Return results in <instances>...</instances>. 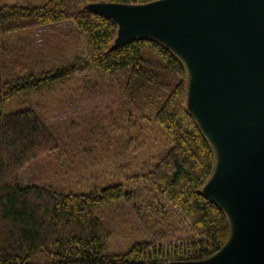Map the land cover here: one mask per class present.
Instances as JSON below:
<instances>
[{
    "label": "trees",
    "instance_id": "trees-1",
    "mask_svg": "<svg viewBox=\"0 0 264 264\" xmlns=\"http://www.w3.org/2000/svg\"><path fill=\"white\" fill-rule=\"evenodd\" d=\"M154 1L0 0V264L199 262L228 242L226 215L202 192L215 155L187 110L183 62L151 37L113 47L118 25L87 9L97 3ZM63 23L72 27L60 39L52 37ZM36 31L46 39L41 47L34 43ZM58 47V54L69 49L74 58L54 66L47 53ZM90 69L109 79L119 96L116 114L106 119L118 131L124 151L150 157L138 171L119 168L118 181L87 193H66L50 184L22 186L19 177L29 165L61 146L65 151L68 136L55 130L83 129L76 123L67 129L50 125L30 108L5 113V102ZM119 202L134 203L136 218L152 241L106 253L111 231L97 212ZM156 241L169 244L154 246Z\"/></svg>",
    "mask_w": 264,
    "mask_h": 264
},
{
    "label": "water",
    "instance_id": "water-1",
    "mask_svg": "<svg viewBox=\"0 0 264 264\" xmlns=\"http://www.w3.org/2000/svg\"><path fill=\"white\" fill-rule=\"evenodd\" d=\"M87 9L118 25L113 47L151 37L190 71V106L199 123L190 115L218 154L205 195L226 215L231 236L207 260L174 264H264V0Z\"/></svg>",
    "mask_w": 264,
    "mask_h": 264
},
{
    "label": "rangeland",
    "instance_id": "rangeland-1",
    "mask_svg": "<svg viewBox=\"0 0 264 264\" xmlns=\"http://www.w3.org/2000/svg\"><path fill=\"white\" fill-rule=\"evenodd\" d=\"M61 26V29L53 32L52 37L59 38L72 27L69 23H63ZM41 33L42 31L35 33L36 47H41L46 42ZM64 43L66 44L68 41ZM58 48L47 53L49 61L53 62L54 66L68 63L74 58L70 56L69 49L58 54V50H60ZM172 52L178 55L175 51L172 50ZM185 69L187 74L186 107L199 123L190 106L192 77L186 65ZM76 76L62 83L53 82L35 90L19 93L5 102L3 106L5 113L30 108L50 125L67 129L70 124L76 123L80 124L83 129L55 130L57 135L68 136V139L64 141L65 151H62L63 147L60 145V150L29 165L19 177L22 186L32 183L50 184L66 193H87L118 181L119 177L116 178L115 175L119 168L130 174L138 171L143 162L150 157V153L143 151H137L138 153L134 156L127 154L124 151L125 146L119 139L118 131L115 133L114 130H111V124L107 122L106 118L111 119L113 113L116 114L114 103L118 102L119 96L111 90L109 79L96 72L95 69H90L84 74H76ZM209 144L215 155V169L218 163V154L213 144ZM210 179L211 177L202 189L204 194ZM127 184L126 182V190H129ZM133 205V202H119L97 212L111 231V237L104 244V252L123 253L136 242L152 241L151 232L137 220ZM168 242H157L154 246L168 245ZM178 242L179 240L171 243Z\"/></svg>",
    "mask_w": 264,
    "mask_h": 264
}]
</instances>
